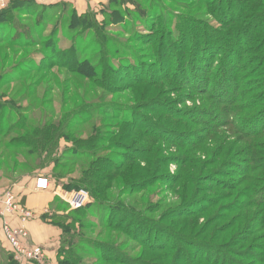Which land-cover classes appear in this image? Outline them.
Wrapping results in <instances>:
<instances>
[{
    "label": "rangeland",
    "instance_id": "obj_1",
    "mask_svg": "<svg viewBox=\"0 0 264 264\" xmlns=\"http://www.w3.org/2000/svg\"><path fill=\"white\" fill-rule=\"evenodd\" d=\"M10 1L0 0V8ZM54 1L40 2L42 6H32L30 10L12 11L15 20L0 30V42H3L0 58L3 60L7 56L4 64L8 71L13 66L18 67V71H11L14 78L7 85L0 84V106L5 108L3 115L6 119L3 130L10 129V121L16 122L17 117L27 116L38 124L44 123L45 119L62 120L63 115L70 112L74 99L65 105L67 95L54 82L49 83L48 79L36 83L32 80L37 73L34 71L28 80L25 79L28 88L21 89L25 80L19 73L23 68H30L26 63L34 62L36 66L44 67L40 61L42 56L51 63L52 56L61 57L63 62L65 56L71 54L81 62L87 61L84 71L85 75L90 74L88 77L71 73L66 68H55L50 72L59 80H66L68 90L86 94L88 103L115 110L121 120L105 118V124L111 126L101 132L103 142L99 146L107 148L101 155L123 165V175H128L129 179L133 180L135 175L140 177L128 185L109 189L108 200H102V203L93 200L95 205L85 211L84 219L81 214L71 213L62 200L63 203H56L55 221L71 231L70 234L64 233V240L69 237L76 241V244L65 243L63 248L67 251L77 246L82 264H98L99 253L88 251L96 245L90 247L85 242L91 236V229L94 236L99 234L100 229L95 226L99 225L101 216L105 221L110 219V212L106 213L105 209L118 204L136 215L146 216L149 219L147 224H152L154 231L151 236L156 234V227L157 233L167 234L165 226H171L185 239H170L171 246H176L175 252L170 253L173 257L178 253L177 247L179 251L184 249L183 264H192L189 256L194 264H264V135L246 139L248 130L260 132L264 128V119H259V115L250 120L259 113L262 102L254 103V107L245 105L247 101L255 102L264 90V30L255 41L251 35L245 36L242 49L238 52L236 48L232 58H229L230 49H224L225 53L218 49L217 52L223 53L218 56L217 52L209 55V52L202 51L201 55L189 59L187 74L182 75L177 68L179 65L186 67V62L174 56L188 54L189 48L182 51L176 44L169 54L165 49L158 53L156 47L163 38L160 34L165 37L172 33L178 39L189 40L187 34L195 31H188L189 23L195 22L198 23L194 25L197 29L212 27L222 35L239 27L235 24L223 25V28L219 23L227 20L216 12L214 16L209 14L217 11L216 0H208V4H199V0H106L100 7L78 15L74 12V5H54ZM43 6L47 19L42 17ZM236 6L237 9H232L235 18L241 8L239 2ZM258 11L243 12L239 18L251 27ZM154 28L157 30L152 35ZM22 34L25 35L19 37ZM153 36L156 37L151 41ZM31 37L34 42L30 48H25V39L29 41ZM14 40L21 42L23 47H11ZM163 44V47L171 44L170 38ZM225 57L240 64L237 77L241 84L226 83L206 73L207 65L209 69L213 66L214 73L222 66ZM171 68L173 72H170ZM15 79L17 81L11 83ZM135 79H140L143 84L135 85ZM153 81L158 83H154L155 87L147 85ZM205 88L215 97L206 95ZM232 88L240 89V98L232 94ZM221 94L226 105L218 100ZM35 97L39 99L36 106L31 103ZM238 106L243 107L241 113L236 111ZM243 118L250 121H242ZM94 120H98V116ZM14 135L12 133L7 139ZM155 135L163 136L165 141L153 138ZM84 151L61 141L57 163H52L53 158L47 162L46 168L31 176L24 175L20 181L17 177L20 174L0 173V187L11 188L24 182L28 185L39 176L47 177L53 185L57 182L62 185L68 181L69 169L58 166L71 162V152ZM62 171H65L63 177ZM254 194L261 196L257 197V204L251 199ZM205 198L211 199L212 204L200 205ZM162 217L169 220L159 223ZM126 222L122 224L124 228ZM118 236L124 238L121 234ZM142 240H148V234ZM122 246L121 250L128 249L132 256L143 250L137 242H125ZM6 253L7 246L1 235L0 264H8ZM160 257L148 253V258ZM163 257L157 262L174 264Z\"/></svg>",
    "mask_w": 264,
    "mask_h": 264
},
{
    "label": "trees",
    "instance_id": "obj_2",
    "mask_svg": "<svg viewBox=\"0 0 264 264\" xmlns=\"http://www.w3.org/2000/svg\"><path fill=\"white\" fill-rule=\"evenodd\" d=\"M236 2H239V5L241 6V8L239 9V16L237 18L233 16L234 10H232L237 9ZM236 2L231 0H227V2L226 0H216L214 3L218 5L216 8L217 11L214 10L213 12L209 13H213V16L215 12L217 14L219 13L220 17H224V19L227 20V22L225 23H219L223 28L225 25L229 27V25L239 24L240 26L232 29L233 31L231 30V32H228L226 35H222L215 28L208 27V29H197L194 26L195 24L198 25L197 22H195V24L189 23L190 28L188 31L191 32L195 29L194 32H191L192 34H187L190 37L189 40H186L185 38L178 39L172 33H169L164 37L163 33L160 32V36L163 38L160 39L162 42L159 43L156 47L158 53L165 49V51L169 54V52L174 49L176 44H178L179 49L182 51L189 48L188 54L183 55L178 53L177 56H174L175 59L186 62V67L182 68L179 65V68H177L178 70H181L182 75L187 74V63L189 59L195 57V55H201L203 53L202 51L209 52V55H212L217 51L222 50L223 53H225L224 49H230L228 50L231 53V55H229V58L234 57L235 55L232 56L233 51L235 53L237 51L236 48H238V52L242 49V44L245 41V36L248 37L251 35L253 41H255L256 39H258L259 35H261L262 30H264V0H236ZM198 3L208 4L209 2L208 0H199ZM59 4L61 3H57L54 5ZM62 4L67 6L69 5L66 3ZM36 5L42 6L40 2H37L35 0H11L6 8L0 10V30L6 27L10 22L13 23V21L15 20L12 11L30 10L32 6ZM54 5L51 6L53 7ZM43 8L44 10L42 13V17L44 19H47L45 7L43 6ZM259 8L261 9L258 11ZM256 10L258 12L255 18L252 19L254 23H252L251 27H248V25L250 24H244L241 22V18L239 17L243 12L251 13L252 11ZM74 12H76L77 15L79 14L76 10ZM53 17L54 16H51L50 19H53ZM216 18L220 20L218 16H216ZM253 25H255V27ZM156 30L157 28H154L152 30V35ZM179 32L181 31L179 30ZM24 35L25 34L19 35V37H22ZM155 37L156 36H153L151 41H153ZM168 38H170L171 44H167L166 47H163V42H165ZM27 39L28 38L25 39V44L23 45L25 48H30L31 43L34 41L32 40V37L29 41ZM238 39H241L240 43L238 42ZM2 43L3 42L1 41L0 45ZM13 45L18 46L19 48L23 47L22 43L16 40H14L10 46L12 47ZM10 46L8 45V48ZM47 48H49V46ZM193 51L194 55L192 56ZM217 53V56L223 55V53ZM65 57L66 60L62 62L61 57L56 58L52 56L53 61L50 63L48 62L49 59L46 56H42L40 61L42 62V64L44 63L45 68L42 66H36L34 62L26 63L30 68L27 70L23 68L19 73L20 77H22V79L24 78L23 80H28L30 78L28 77L30 73L36 71L37 73H35V76L32 77V80H34L36 83L45 82L48 79L49 83L54 82V84L63 91L64 95H67V99L66 101H64L65 105L72 103L70 101L74 99L73 103L71 104L72 109L68 114L63 115L64 117L62 118V120L53 121L52 119H45L44 123L39 122L38 124H36L35 122H32L31 119L29 120L27 116L25 118L17 117L16 122L14 120L10 121V129L4 132L3 126L5 125L6 119L3 115V112H5V110L3 109L5 108L0 106V109L2 108V114L0 115V173H12L11 175L14 176L20 174L19 176H17L20 178V181L21 178L24 177V175L31 176L35 171L46 168L47 162L53 160V158H55V160H53L52 163H57L56 157L59 153L61 141H66L68 143H72L76 147L78 146V148L81 147V149H85L84 152H71V162L67 164H60L58 166V168L60 169H69L67 171L68 181L66 183L63 182L62 185H59L58 182L54 184L55 187H62L66 191L83 190L90 195L91 201L86 207L81 210L73 212L71 211V213H73L74 215L81 214L84 219L86 215L85 211H89V209H91L95 205L94 202L99 204L102 203V200H108L107 195L109 189L117 186L119 187L128 185V183L137 181L140 177L135 175L133 180L129 179L128 175H123V165L115 164L112 158L107 155H101V153H106L107 149L105 146H99V144L103 142L101 132L102 130L107 129V127L111 126V124H105V118L111 117L112 119L117 120L121 117L116 114L115 110H109L105 105H103V108L102 106H97V103H88V101L86 100V94L80 95L78 94V90H68L67 83H65L66 80H59L53 73L50 72L55 68H66L69 69L71 73L81 74L80 76L88 77L87 75H90L89 73L85 75L86 72L84 71L87 61L81 62L80 59H77L76 56H73L71 54H68ZM6 60L7 56H5L3 60L0 58V84L3 85L10 82L11 78H14V76L11 75V71H18L17 66H13L8 71L7 66L4 64ZM34 67H37L38 69H32ZM206 67L208 69L206 73H208L210 76H213L215 79L217 78L226 81V83L241 84L240 79L237 77L240 64H238L236 60H229L225 57V61L222 66H220L214 73H212L213 66L211 67L210 65V69L208 65ZM170 72H173L172 68L170 69ZM231 74L232 76H230ZM26 80L22 84L21 89L28 88V86L26 85ZM139 80L135 79V85L143 84V81ZM16 81L17 80L15 79L11 83H15ZM154 83H157V81H153L151 83H148L147 85L155 87L156 85ZM217 87L219 86L217 85ZM227 87L230 88L229 86ZM146 91L147 90H144L145 93ZM228 91L230 92V89H228ZM203 92H205L206 95L211 94L208 88H205ZM240 92V89L232 88V94L234 96L236 95V97H238ZM210 96L215 97L214 95ZM222 96L223 94H221L218 100L219 102H221V104H225L223 102ZM27 99H29V96H27ZM237 101L238 100H236V102ZM258 101L262 102L259 113L252 116L250 120H254V118H256L255 116L257 115H259V119H264V90L257 98V100H255V102L247 101L245 105L247 107L250 105L251 107H254V103H257ZM31 103L36 106L39 103V99L37 97L32 98ZM242 109L243 107L238 106L236 108V111L238 113H241ZM87 111L92 112L88 114ZM94 113L95 116H92ZM97 116L98 120H94ZM243 120L244 118L242 119V121ZM188 121L191 120L188 119ZM249 121L247 120L246 122ZM12 133L15 135L12 138L7 139V137ZM258 135H264V128L260 132H256L251 129L248 130L246 133V139ZM152 137L155 139H160V141H165L163 136L159 137L155 135ZM87 149L90 150L87 151ZM99 154L101 156L98 157ZM248 154H251V152H248ZM244 155L247 156V152H245ZM89 160H91V162ZM61 173V176L63 177L65 175V171H62ZM16 180L10 181L13 182ZM60 180L63 181L62 178H60ZM257 197L260 198L261 196H256V194L251 196L252 202L254 204H257ZM56 203H59V201L56 200ZM211 204L212 200L209 198L203 199L200 203V205ZM113 205H111L112 207H109L110 209H105V211L106 213L110 212L111 216L109 218L114 220V222H117V224L111 222L110 219L105 221V218L100 215L101 217L98 222L99 225L95 226L100 229V231L98 232L99 234L97 233L98 235L94 236L91 233V229V236H89L88 241L85 242V244L90 247L96 245V247L92 248V250L89 249L88 251L91 253H93V251L99 253L97 258L98 264H161L157 262V260H160L163 256H165L163 257V259H167L174 264H183L182 253H185L184 249L179 251V248L177 247L178 253L173 257L170 253L175 252L174 248L176 246H171L170 239L174 238L175 241H184L185 239H182L181 236L171 226H169V228L167 227V225L165 226L164 231L167 234L157 233L159 230L158 227H156V229L154 230L157 232L153 235V238V236H151V234H153L154 232L151 228L152 224H147L149 219L146 218V216H139L138 214L136 215L131 210L123 208V205V207L118 206V204L115 205V207H113ZM204 207L205 206L202 207V212L204 210ZM118 218H121V220L118 221ZM45 219L50 220L53 224H55L62 230V245L58 252V264H82V261L79 260L80 258L78 257V253L80 254V250H77V246L75 248L72 247L73 250L67 251L63 248V245L65 243L76 244V241L69 239V237L65 238V240L63 238L64 233H71L70 229L67 230V228L63 227L64 225L55 221L54 215L47 216L45 217ZM136 219H138L140 222ZM167 220H169V218H167ZM167 220L162 217L159 220V223L165 222ZM124 221H128L126 222L127 225L125 226V228L122 225ZM150 223H153V221H150ZM156 223L158 224V221ZM142 227L144 228L142 229ZM119 234L124 236V238H120V236H118ZM146 234H148V240H142L144 238V235ZM159 237H162L164 241H161ZM125 242L139 243L143 248L142 252L136 256H132L131 254L129 255L128 249L126 250L127 252L121 250V248L123 247L122 245H124ZM82 245H84V243ZM149 252L153 255L154 253L159 254L161 257L159 259L148 258ZM186 254H188V252H186ZM6 257L8 260V264H19L13 259V256L8 252V250L6 253ZM190 258H192V256H189V260L190 263L194 264L193 260ZM201 259H203V256Z\"/></svg>",
    "mask_w": 264,
    "mask_h": 264
},
{
    "label": "built area",
    "instance_id": "obj_3",
    "mask_svg": "<svg viewBox=\"0 0 264 264\" xmlns=\"http://www.w3.org/2000/svg\"><path fill=\"white\" fill-rule=\"evenodd\" d=\"M46 3L49 0H35ZM3 3V2H2ZM1 6L0 9L6 8ZM36 191H47L54 188L55 195L65 202L71 211L81 210L90 201V195L83 190L66 191L62 187H55L52 182L43 176L35 179ZM35 213L22 205L19 195L11 188H0V220L1 233L8 252L17 263H42L45 251L32 243L29 231L23 226L13 223L18 218L23 224L32 220Z\"/></svg>",
    "mask_w": 264,
    "mask_h": 264
},
{
    "label": "crops",
    "instance_id": "obj_4",
    "mask_svg": "<svg viewBox=\"0 0 264 264\" xmlns=\"http://www.w3.org/2000/svg\"><path fill=\"white\" fill-rule=\"evenodd\" d=\"M106 2V0H55L52 4L66 3L74 5V9L79 14H84ZM35 187V180L30 181L28 185L24 182L23 185L16 184L12 186L19 195L22 205L35 213L34 218L25 224L18 218H15L13 223L25 227L30 233L32 243L45 251L44 262L32 264H58V252L62 245V230L45 217L57 214L55 209L56 200L59 203L62 201L55 195L54 188L47 191H36ZM1 235L0 220V237Z\"/></svg>",
    "mask_w": 264,
    "mask_h": 264
}]
</instances>
